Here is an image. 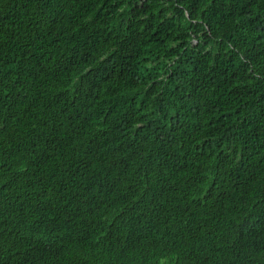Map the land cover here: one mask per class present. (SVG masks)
<instances>
[{"label":"trees","instance_id":"1","mask_svg":"<svg viewBox=\"0 0 264 264\" xmlns=\"http://www.w3.org/2000/svg\"><path fill=\"white\" fill-rule=\"evenodd\" d=\"M0 264H264V0H0Z\"/></svg>","mask_w":264,"mask_h":264}]
</instances>
